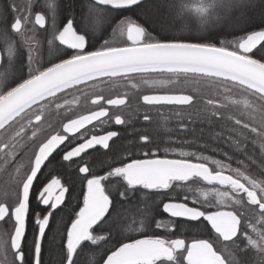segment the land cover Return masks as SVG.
Returning <instances> with one entry per match:
<instances>
[{
    "label": "snow or ice",
    "instance_id": "1",
    "mask_svg": "<svg viewBox=\"0 0 264 264\" xmlns=\"http://www.w3.org/2000/svg\"><path fill=\"white\" fill-rule=\"evenodd\" d=\"M95 2L110 9L142 4V0ZM82 6L87 8L81 21L84 34L78 33L69 19L55 35L63 47L48 40L46 55L53 61L48 64L42 49L31 45L26 64L13 60V35L21 42L32 13L21 15L14 2L0 12V44L7 45V62L5 54H0V164L15 168L11 191L0 196V247L10 244V264H52L43 258L42 246L52 232L53 213L70 193L68 184L77 182L81 203L59 233L63 255L60 250L56 264H170L178 250L186 264H264V231L253 227L256 239L248 231L249 213L264 219V179L257 180L252 172L259 165V174L264 176V25L233 34L231 40L213 34L226 20L231 28L247 23L248 10L257 7L264 20V0H164L169 22L161 28L169 35L153 34L125 17L114 24L102 44L95 46L91 38L106 32L113 18L88 0ZM9 7L14 13L10 31ZM40 7L34 23L42 29L46 24L42 12L50 10L55 15L64 3L44 0ZM185 21L189 23L185 25ZM24 67L27 77L13 84ZM157 74L168 77L163 91L152 79ZM102 84L137 90L148 85L151 89L140 91L145 124L141 129L133 128L131 137L120 129L95 133L96 127L109 121L114 120L117 126L132 122L121 114L110 115L105 105L119 108L126 104L127 95L106 98L103 88L95 91ZM189 85L195 87L186 90ZM73 91L85 97L91 91V103L99 108L69 118L57 131L47 114L71 111V103L79 99L66 98ZM232 106L237 107L234 110ZM162 109L170 113L166 118L177 120V138L157 143L149 132L154 120L151 113H161ZM197 123L206 127L197 129ZM89 124H93L92 133L82 132ZM257 143L259 153L255 152ZM193 147L196 150H184ZM101 148L105 150L102 155H111L104 174L85 159ZM74 165L79 173L75 181L66 184L51 178L41 185L43 170ZM112 178H119L120 188L115 192ZM132 197L144 203L139 226L118 207L125 201L130 203ZM34 204L44 207L38 212ZM153 206L161 207L159 215L166 213L169 219L151 217ZM149 218L155 228L172 235H126L151 230ZM205 221L211 230L209 236L186 241L177 234L181 225L197 227L192 222Z\"/></svg>",
    "mask_w": 264,
    "mask_h": 264
},
{
    "label": "flooded vegetation",
    "instance_id": "2",
    "mask_svg": "<svg viewBox=\"0 0 264 264\" xmlns=\"http://www.w3.org/2000/svg\"><path fill=\"white\" fill-rule=\"evenodd\" d=\"M13 2L20 7V14L21 15H27L28 12L32 13V16L30 18L31 22L29 25L26 26V29H28V30L25 31V35L20 37L21 42L19 41L18 37L13 35V42L14 43H13V56H12V58L14 61H20V62H23L26 64L27 48L29 47V45H31L34 49L35 48H41L42 49V52L45 53L44 59H45L46 64L52 63L53 61L48 59V57L46 55L47 50L49 48L48 40H50V39L52 40L53 46L63 47L62 45L59 44L58 40L55 39V35H58V33L63 30V27L68 23L69 19L72 20L74 29H76V31L78 33L84 34V29H83V26L81 25L82 20L78 21L74 16H68L66 18H63L62 13H61L62 10L59 11L58 13H56L55 15H53V13L50 10H44L42 12V14H44L46 17L45 27L41 29V28H39L38 25H35L34 16L37 12H41L40 5L44 4V0H0V12H2V10L5 8V6L10 5ZM88 3L92 4L95 8L101 10L100 7L102 5L97 4L95 1L88 0ZM29 5H32V7H28ZM105 7H107V6H105ZM86 11H87V8H85L83 13ZM7 19H8L9 31H10V24L14 19V13L12 12L10 7L7 8ZM121 19H123V18H120V19L116 18V22H118ZM0 23H3V19H0ZM262 25H264V24L261 23L258 26L254 27V30L259 29ZM103 38H105V35L103 33H97L94 35V37L91 38V43L93 44V46H95L97 42L102 43ZM86 39H89V37L87 35H86ZM6 50H7V45L6 44H0V54H5V62H7ZM67 51L71 52L72 50L68 49ZM36 55L38 56L39 53H36ZM27 75H28V69H27V67H24V68L19 70V75L16 76L12 80V82L19 79V78L24 79L27 77ZM153 80L156 81L157 79H153ZM166 80L167 79H161V81H163V82ZM163 82H158V83H163ZM158 83H157L158 90H160V89H162L160 91L165 90L164 85L158 84ZM160 87H162V88H160ZM167 87L170 88L171 85H167ZM100 88H103L102 94L106 98L107 97L116 98L117 95H125V94L127 95V102L125 105H122L119 108L111 107L108 105H105V107L110 108V115H113V118H114V114H121L125 118H131L132 122L127 126H124V125L117 126L114 124V120L109 121L108 124H104V125H99V122L96 121V122H94V124L99 125V127L95 128L96 134H104L107 130L120 129L123 135L130 137L133 134V128L139 129L141 126H143L142 125L143 123L145 124V122L142 119L143 114H144V112H143L144 106L142 104V100L138 99V97L140 95V91L151 90V89H149L148 85H143L140 90H137V89H131L129 87H124L122 84H114V85L102 84L95 91L99 93ZM76 97H79V99L77 102L71 103V105H70L71 111H66L65 109H61L58 111L53 110L51 113L47 114V118L50 120V122L53 124V126L55 127V129L57 131L62 130V123H66L69 118H78L80 115L89 114L92 110H98L99 105H93L91 103V100L94 98L91 91L89 92V96H87V97L83 96L79 92L73 91V92L69 93V95L66 98L68 100L72 101ZM101 103H103V101H101ZM163 110L164 109H162L161 111H163ZM151 115L163 116L165 114L152 112ZM104 119H107V118H104ZM139 120H141L143 123L140 122ZM81 131L82 132H89L91 134L93 131V124L87 125L84 129H81ZM149 132H151L150 129H149ZM151 134H153V133L151 132ZM28 135H30V130L28 132ZM75 135H79V133H76ZM94 151L95 150H90V152H94ZM104 151L105 150H103L101 148L99 152L95 153V155H92V156L86 155L85 159L90 164V166L95 167L97 160L101 159V157L104 156V155H102V153ZM77 159H80V158H77ZM13 169H15V168H14V166H11V165H5L3 168L0 169V196H2L6 192L11 191V188L14 185L15 175H12ZM43 171H44V175L39 177L41 185L43 183H45L47 179L50 182L51 178H59L62 183L67 184L69 182V179H66V178H68L70 176L77 177L79 175V173L76 170L75 165L72 168H64L63 167L62 170H58V169L53 168V169H49L50 172L47 169H45ZM252 172L256 176L257 180L264 179V176H261L259 174L260 173L259 165L254 166L252 169ZM112 179H114V178H112ZM70 185L71 184H68V186L70 187V193L66 194V199H65L64 205H61V207L58 208L56 210V212L59 211L60 209H62L63 207L70 205L69 198H70V195L72 193ZM80 193H81V185H80V190H79V194H78V199L80 200V203H81ZM72 206L73 205H70L69 207H72ZM33 207H35L37 209V211L39 212L40 209L44 206L39 205V204H34ZM160 211H162L161 208H160ZM54 214L55 213H53V216H54ZM161 214L166 219H169V217L166 216L164 213H161ZM192 223H196L197 225H199V222H192ZM248 223H249L248 231L251 232L253 238L256 239L257 238V232L264 231V228H261V224L264 223V219H262L258 214L253 216L252 213H249ZM200 225L205 228V234L204 235L199 234L196 236H192L191 234L185 233L182 235V237L184 239H186V241H190L193 238H198L201 236H209L211 234V230L207 226V223L204 222V224H200ZM253 227L256 228L257 232H252ZM6 231L7 230H5V233H6ZM5 237H6V234H5ZM28 239L30 240V245H32L31 227L29 228V234H28L27 240ZM9 250H10V247H9ZM174 255H175V260L170 262V264H186V262L183 260V257L181 255L180 250H178Z\"/></svg>",
    "mask_w": 264,
    "mask_h": 264
},
{
    "label": "trees",
    "instance_id": "3",
    "mask_svg": "<svg viewBox=\"0 0 264 264\" xmlns=\"http://www.w3.org/2000/svg\"><path fill=\"white\" fill-rule=\"evenodd\" d=\"M64 7L62 9V16L63 18H66L68 16H74L78 21L82 20L83 11L86 7H83V0H63ZM101 11L106 12L108 15H110L113 18V25H109L106 32L103 34L105 35V38H108L111 35V32L113 30V26L116 23V18H125L130 17L131 19L137 21L138 23L142 24L144 27H146L149 31H151L153 34H162V35H169L167 32H162L161 26L165 23L169 22V10L164 6V0H145L142 1L141 5L134 6L132 9H110L105 6L100 7ZM194 15V14H193ZM247 15L249 17V20L247 23L243 25H239L236 28L229 27L230 21L226 22L224 21L223 25L213 29V34H219V39L223 40H231L233 39L232 35H241L244 31H252L254 30V27L258 26L259 24L263 23L264 20H262V13L261 9L259 7L255 9H250L247 12ZM189 22L185 21V25H187ZM82 25V23H81ZM103 38V42L104 39ZM102 42V43H103ZM101 43V44H102ZM167 75H155L152 77V79H167ZM18 80H21L20 78L13 81L12 83H16ZM172 87V85H171ZM192 87H195L194 85H189L188 89L190 90ZM195 94V93H193ZM240 99H243V97H240ZM237 106H232V108L235 110ZM239 108L242 110L243 105ZM157 113V112H156ZM161 113L165 114L163 116L160 115H153V127L150 128V131L153 133V137L155 138L157 143H161L164 141H167L169 138L175 139L177 138V133L175 132L177 120L174 118H166L170 116V113L163 110ZM142 122L141 120H139ZM143 123V122H142ZM144 125V123L142 124ZM197 129L200 127H206L205 125H201L197 123L195 125ZM142 128V126L140 127ZM139 128V129H140ZM131 137V136H130ZM184 150H196L194 147L189 149L185 148ZM261 151L259 143L255 146V152L259 153ZM160 155H163V152L159 153ZM205 155H211V153L205 152ZM111 156V155H110ZM110 156H103L101 159L97 160L96 166L93 167L95 171H97L99 174H104V172L107 170L108 163L111 161ZM221 158V157H216ZM63 167H59L58 170H62ZM66 179H69L70 181H75L76 177H68ZM112 184L114 185L113 191L115 192L116 189L120 188L119 178L112 179ZM71 186L72 193L70 195L69 201L70 205H73L72 207H69L70 205H67L60 209L59 211L55 212L54 217L55 220L52 222V225L50 228H52V232L49 233L48 238L46 237L45 243L42 247V256L45 259V261H52V264H56V261L58 259V253L61 250V256L63 255V237L60 236V232L64 229V227L70 223L71 219L74 218V212L78 211V207L80 204V200L78 199V194L80 190V184L77 182ZM177 198L179 199V194H177ZM120 212L123 216H125L129 221L135 219L137 221V226H139V221L143 219V213L145 211L144 203L141 200H138L136 197L131 198V202L125 201L122 205H118ZM161 207L153 206L151 208V217H154L155 220H164L167 221L165 217L162 216V214L159 215ZM63 221V223H61ZM148 223L151 224V230L145 228L142 232L137 233H126V235H131L135 238H143L145 233L148 234H160L162 236H170L172 235L171 232L165 230V229H157L155 228V224L152 220V218H149ZM5 232V230H4ZM191 234L192 236L196 235H204L205 234V228L201 226L200 224L197 227H192L189 224L181 225L177 228V234ZM55 237V239H53ZM7 239V236L5 237ZM27 244L29 248L30 240H27ZM105 245L107 247H111V242L106 241ZM3 257L5 261H7V264H10V261L12 259L9 246H4L3 248ZM26 254L28 256H31V252L28 251V249H25ZM1 264V263H0Z\"/></svg>",
    "mask_w": 264,
    "mask_h": 264
},
{
    "label": "rangeland",
    "instance_id": "4",
    "mask_svg": "<svg viewBox=\"0 0 264 264\" xmlns=\"http://www.w3.org/2000/svg\"><path fill=\"white\" fill-rule=\"evenodd\" d=\"M226 22H229V21L226 20L225 23H226ZM156 81H157V83H158V82H163V81H161V79H157ZM158 84H163V83H158ZM160 88H162V87H160ZM160 90H162V89H160ZM240 106H242V104H241ZM4 166H5V165L0 164V169L3 168ZM12 172H13L12 175H15V174H14V173H15V169H13ZM3 248H4V246H3V247H0V263H1V264H7V261H5V259H4V257H3V253H4Z\"/></svg>",
    "mask_w": 264,
    "mask_h": 264
},
{
    "label": "water",
    "instance_id": "5",
    "mask_svg": "<svg viewBox=\"0 0 264 264\" xmlns=\"http://www.w3.org/2000/svg\"><path fill=\"white\" fill-rule=\"evenodd\" d=\"M93 1H95V0H93ZM142 1H145V0H142ZM102 6H105V5H102ZM59 42V41H58ZM60 44V43H59ZM166 216H167V214L166 213H164ZM206 222V221H205ZM207 223V222H206ZM9 246H10V244H9Z\"/></svg>",
    "mask_w": 264,
    "mask_h": 264
}]
</instances>
